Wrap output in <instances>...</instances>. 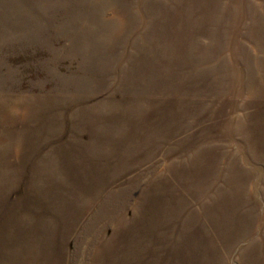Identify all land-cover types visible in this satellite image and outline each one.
Here are the masks:
<instances>
[{
	"label": "rangeland",
	"instance_id": "rangeland-1",
	"mask_svg": "<svg viewBox=\"0 0 264 264\" xmlns=\"http://www.w3.org/2000/svg\"><path fill=\"white\" fill-rule=\"evenodd\" d=\"M0 264H264V0H0Z\"/></svg>",
	"mask_w": 264,
	"mask_h": 264
}]
</instances>
